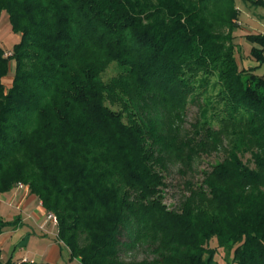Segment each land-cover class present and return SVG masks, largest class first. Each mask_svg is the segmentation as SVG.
<instances>
[{
    "label": "trees",
    "instance_id": "16d2710c",
    "mask_svg": "<svg viewBox=\"0 0 264 264\" xmlns=\"http://www.w3.org/2000/svg\"><path fill=\"white\" fill-rule=\"evenodd\" d=\"M0 15L19 36L0 47V196L26 185L79 264H264V35L244 57L235 0H0ZM213 153L169 209L163 174ZM21 226L0 218V236ZM136 249L151 258H122Z\"/></svg>",
    "mask_w": 264,
    "mask_h": 264
},
{
    "label": "rangeland",
    "instance_id": "374dc122",
    "mask_svg": "<svg viewBox=\"0 0 264 264\" xmlns=\"http://www.w3.org/2000/svg\"><path fill=\"white\" fill-rule=\"evenodd\" d=\"M263 4L259 6H253L250 3H244L242 0H235V5L239 10L237 29L234 31L235 42L239 43L240 49L243 56L248 55L249 46L246 43L244 37L246 34H264V0ZM19 42V36L12 32L9 24L6 21L4 16L0 15V47L4 48L5 53H10L14 44ZM243 49V50H242ZM5 57V56H4ZM242 63V62H241ZM245 65L246 61L243 62ZM242 63V64H243ZM10 71L11 73L14 70V62H10ZM116 66L111 65L105 73L102 75V80L104 82L108 81L111 77L116 74ZM257 75L264 74V65L261 66L260 70L256 72ZM10 80V76L5 79V83H8ZM115 108V107H114ZM198 117V106L196 104H188L187 110L185 113L184 119V127L186 129L189 128V125L194 123V121ZM223 157L222 153H213L210 156H202L201 159H198L194 164L195 171L187 172V175H182L178 172V167L170 166L169 170L164 173L165 183L167 187L165 188V196H164V204L173 210H177L179 208V204L182 200L184 193L183 183L188 180H193L195 182H199L202 180V175L200 171L208 170L211 164L221 160ZM15 188L11 191L13 192ZM3 196H1V201ZM8 202V201H7ZM10 205V201H9ZM8 211V210H7ZM9 215V214H8ZM19 215H16V217ZM13 217V218H16ZM12 218V219H13ZM7 220H12L6 217ZM5 219V220H6ZM38 233L40 238H46L49 240V243L53 246H56V225L52 224L50 220H48V213L42 214V221L38 224ZM10 232L11 230H6ZM15 233V232H14ZM14 237V235L6 233L5 236H2L0 239V249H1V259L4 262L11 254L14 253L13 259L16 262L21 261L22 259L17 256H26V252L33 255V253L39 251L43 244L37 243L38 240L32 239L29 241L25 250H18L20 246L18 238H9ZM16 237V236H15ZM63 245V244H62ZM214 245V244H212ZM64 251L60 254V259H56L55 264H79L76 260H68V250L65 246H63ZM22 251V252H21ZM25 251V252H24ZM27 252V253H28ZM63 254V255H62ZM17 258V259H16ZM124 260H142L145 258H151V256L146 253L143 249H136L134 251H130V253H125L122 255ZM229 261L226 257L225 253L220 250L217 255V261L219 264H226V261ZM45 264V263H41Z\"/></svg>",
    "mask_w": 264,
    "mask_h": 264
},
{
    "label": "crops",
    "instance_id": "0c3cea01",
    "mask_svg": "<svg viewBox=\"0 0 264 264\" xmlns=\"http://www.w3.org/2000/svg\"><path fill=\"white\" fill-rule=\"evenodd\" d=\"M2 196L3 199L0 201V218L3 220H5L6 217L12 219L13 217H16V215H19L18 217H20L22 226L16 230H11L10 232L5 231L0 236V239L2 236H5L6 233L14 235V237L9 238H18L20 236V246L18 247V250H25L30 240H38L37 243L43 244V247H41L39 251L33 253V255L30 254L32 252L27 251L28 253L26 252V256H17L18 259L21 258V261H28L34 264H55L57 257L58 259L61 257L60 254L62 252L60 250V245L58 242L56 243V246L51 245L48 239L40 238L37 231V226L42 221V214L45 213L41 207L40 201L34 196L30 195L29 192L18 189H15L13 192ZM5 221L10 220L6 219ZM23 238H26V240Z\"/></svg>",
    "mask_w": 264,
    "mask_h": 264
},
{
    "label": "built area",
    "instance_id": "2783aa9c",
    "mask_svg": "<svg viewBox=\"0 0 264 264\" xmlns=\"http://www.w3.org/2000/svg\"><path fill=\"white\" fill-rule=\"evenodd\" d=\"M5 57H9L11 56V53H5L4 54ZM15 189L17 190H22V191H25V192H29L28 191V187L22 183H18L15 187ZM0 201H1V196H0ZM48 220L51 221L52 224L54 225H57V220H56V217L53 215V214H50L48 213Z\"/></svg>",
    "mask_w": 264,
    "mask_h": 264
}]
</instances>
